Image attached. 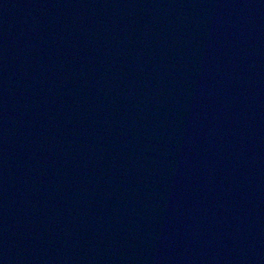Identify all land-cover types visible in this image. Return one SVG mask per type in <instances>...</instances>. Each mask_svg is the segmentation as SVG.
Here are the masks:
<instances>
[{"label":"water","instance_id":"1","mask_svg":"<svg viewBox=\"0 0 264 264\" xmlns=\"http://www.w3.org/2000/svg\"><path fill=\"white\" fill-rule=\"evenodd\" d=\"M0 264H264V0H0Z\"/></svg>","mask_w":264,"mask_h":264}]
</instances>
